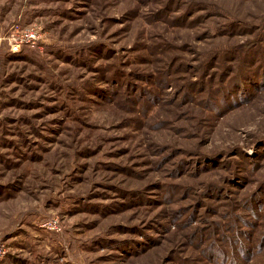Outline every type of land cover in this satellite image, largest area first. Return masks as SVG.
Instances as JSON below:
<instances>
[{
	"label": "rangeland",
	"instance_id": "obj_1",
	"mask_svg": "<svg viewBox=\"0 0 264 264\" xmlns=\"http://www.w3.org/2000/svg\"><path fill=\"white\" fill-rule=\"evenodd\" d=\"M0 264H264V0H0Z\"/></svg>",
	"mask_w": 264,
	"mask_h": 264
},
{
	"label": "built area",
	"instance_id": "obj_2",
	"mask_svg": "<svg viewBox=\"0 0 264 264\" xmlns=\"http://www.w3.org/2000/svg\"><path fill=\"white\" fill-rule=\"evenodd\" d=\"M34 38H35L34 35L29 34V35L26 36L25 39H27L28 41H32ZM19 44H20L19 42H16V43H15L16 46H18ZM52 225H53L52 222H48V223H47V226H49V227H51ZM54 225H55V224H54Z\"/></svg>",
	"mask_w": 264,
	"mask_h": 264
}]
</instances>
